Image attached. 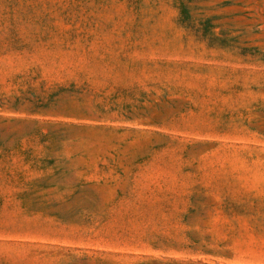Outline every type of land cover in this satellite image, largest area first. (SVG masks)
<instances>
[{
  "label": "rangeland",
  "instance_id": "374dc122",
  "mask_svg": "<svg viewBox=\"0 0 264 264\" xmlns=\"http://www.w3.org/2000/svg\"><path fill=\"white\" fill-rule=\"evenodd\" d=\"M0 264H264V0H0Z\"/></svg>",
  "mask_w": 264,
  "mask_h": 264
}]
</instances>
